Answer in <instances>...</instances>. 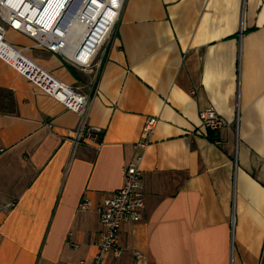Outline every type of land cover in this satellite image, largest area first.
<instances>
[{
  "label": "crops",
  "instance_id": "0c3cea01",
  "mask_svg": "<svg viewBox=\"0 0 264 264\" xmlns=\"http://www.w3.org/2000/svg\"><path fill=\"white\" fill-rule=\"evenodd\" d=\"M46 58L101 131L77 141L80 117L0 59V264L91 262L149 117L142 217L102 264H264V0H125L93 68Z\"/></svg>",
  "mask_w": 264,
  "mask_h": 264
},
{
  "label": "built area",
  "instance_id": "2783aa9c",
  "mask_svg": "<svg viewBox=\"0 0 264 264\" xmlns=\"http://www.w3.org/2000/svg\"><path fill=\"white\" fill-rule=\"evenodd\" d=\"M125 0H0V59L34 83L42 92L60 101L80 117L76 139L98 141L100 128L88 126V97L77 88L58 79L51 71L26 54L20 47L6 39L9 30L28 37L30 47L48 50L69 65L88 71L105 46L120 17ZM202 126L207 131H218L223 120L212 107L200 113ZM158 118L149 117L143 126L135 148V161L123 167V184L106 196L97 206L103 226L98 241V253L91 262L102 264L105 255L119 257L120 228L124 222L141 219L145 206L142 191L144 152ZM14 202L0 205V213H8ZM91 200L84 198L79 209L89 210ZM138 258L143 254L136 251Z\"/></svg>",
  "mask_w": 264,
  "mask_h": 264
},
{
  "label": "rangeland",
  "instance_id": "374dc122",
  "mask_svg": "<svg viewBox=\"0 0 264 264\" xmlns=\"http://www.w3.org/2000/svg\"><path fill=\"white\" fill-rule=\"evenodd\" d=\"M21 35H23V34L17 33V32H13V31L9 30L7 35H6V39L8 41H10L11 43L16 44L17 46H20V47L25 46V47H27L26 48V54L28 56H30L31 58H33L34 60H36L38 63H41L43 65V63L47 59L46 57L52 56V54H54L52 52L49 53L50 51L42 49V48L30 47L29 45L32 42V40L29 41L28 39H24V37H22ZM49 65H51L50 61H49L48 64H46V68ZM60 68H62V67H60Z\"/></svg>",
  "mask_w": 264,
  "mask_h": 264
},
{
  "label": "trees",
  "instance_id": "16d2710c",
  "mask_svg": "<svg viewBox=\"0 0 264 264\" xmlns=\"http://www.w3.org/2000/svg\"><path fill=\"white\" fill-rule=\"evenodd\" d=\"M214 133H215V132L210 131V137L213 138V140H216V139L214 138V137H215V136H214Z\"/></svg>",
  "mask_w": 264,
  "mask_h": 264
}]
</instances>
